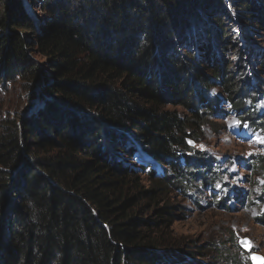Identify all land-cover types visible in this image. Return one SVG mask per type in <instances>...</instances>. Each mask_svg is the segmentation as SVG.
<instances>
[{
  "label": "trees",
  "instance_id": "16d2710c",
  "mask_svg": "<svg viewBox=\"0 0 264 264\" xmlns=\"http://www.w3.org/2000/svg\"><path fill=\"white\" fill-rule=\"evenodd\" d=\"M16 80L38 103L0 107V264H202L160 201L221 188L211 118L264 128V0H0Z\"/></svg>",
  "mask_w": 264,
  "mask_h": 264
},
{
  "label": "rangeland",
  "instance_id": "374dc122",
  "mask_svg": "<svg viewBox=\"0 0 264 264\" xmlns=\"http://www.w3.org/2000/svg\"><path fill=\"white\" fill-rule=\"evenodd\" d=\"M37 58L42 59L39 55ZM6 86V90L0 91L1 112L22 114L29 110L32 99L23 93L19 80ZM220 103V107L225 106ZM259 106L260 120H263L264 101ZM210 121L201 128L191 146L206 158L218 161L221 188L215 187L212 192L191 179L196 171L186 173L183 189H172L160 201L163 202L160 206L176 207L165 233L188 248L193 246L192 250L203 247L205 255L190 258L192 263L248 264L251 254L264 259V128L252 131L240 127L230 113ZM136 174L147 189L149 182L145 175ZM221 197L226 199L220 204ZM244 239L251 243L248 250L239 244Z\"/></svg>",
  "mask_w": 264,
  "mask_h": 264
},
{
  "label": "water",
  "instance_id": "95a60500",
  "mask_svg": "<svg viewBox=\"0 0 264 264\" xmlns=\"http://www.w3.org/2000/svg\"><path fill=\"white\" fill-rule=\"evenodd\" d=\"M37 103H38V97L36 96L33 98L31 108L36 107ZM239 244L245 250H248L251 247V243L247 239L240 240ZM249 260L251 264H263L264 263L263 257L258 254H251Z\"/></svg>",
  "mask_w": 264,
  "mask_h": 264
}]
</instances>
